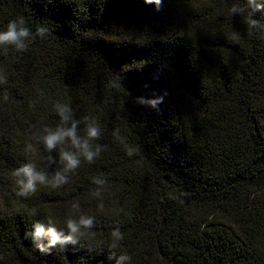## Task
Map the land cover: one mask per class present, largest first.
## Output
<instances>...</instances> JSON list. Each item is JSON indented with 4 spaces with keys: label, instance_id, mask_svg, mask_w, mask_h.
Listing matches in <instances>:
<instances>
[{
    "label": "trees",
    "instance_id": "obj_1",
    "mask_svg": "<svg viewBox=\"0 0 264 264\" xmlns=\"http://www.w3.org/2000/svg\"><path fill=\"white\" fill-rule=\"evenodd\" d=\"M244 2L0 0V31L21 16L50 30L24 52L0 50V264H264V35L229 15ZM55 102L97 119L105 150L62 188L18 197L13 170H52L33 133L59 124ZM93 177L107 181L103 210ZM77 201L93 234L36 250L34 224L64 229ZM114 227L124 240L109 250Z\"/></svg>",
    "mask_w": 264,
    "mask_h": 264
},
{
    "label": "clouds",
    "instance_id": "obj_2",
    "mask_svg": "<svg viewBox=\"0 0 264 264\" xmlns=\"http://www.w3.org/2000/svg\"><path fill=\"white\" fill-rule=\"evenodd\" d=\"M145 4H155L160 6L161 0H144ZM257 13L264 14V0H245L243 5L233 4L229 9L230 16L239 15L243 18L247 33L251 35H264V23L256 19ZM49 28L44 25L37 27L33 33L27 26L24 17H17L9 21L6 30L0 31V50L7 51L10 47L16 52H24L29 44L36 38H43L49 35ZM7 83L6 77L0 75V84ZM111 88H121L119 77H114L109 83ZM7 99V97H5ZM139 105L155 107L162 102V98L145 100L137 98L135 101ZM54 111L59 117V124L56 127L44 126L37 128L33 133L35 141L42 146L47 153L45 160L47 167L51 171H41L33 162L25 163L23 166L12 171L18 191L16 195L21 198H29L34 195L38 188L46 187L53 190L62 188L69 184L70 175L80 168L82 162L88 164L100 156L105 150V146L97 143L102 137V130L97 119L85 116L77 119L73 109L67 103L55 102ZM81 125L83 129L81 130ZM113 137L124 148L128 157L139 154L140 149L136 145L127 143L126 138L120 134V129L116 128L112 132ZM31 145H29V150ZM58 152L59 160L52 154ZM54 165H58L53 168ZM91 183L95 185L92 196L100 199L97 207L104 209L102 193L105 190L107 181L101 177H93ZM72 215L65 221L64 229L55 226L52 219L47 220V224H34V231L30 233L34 248L43 254H47L53 248L63 249L65 246L75 245L86 235L93 234L95 228V218L82 213L79 202L71 204ZM113 211H123L113 209ZM36 213L33 212V215ZM124 240V234L119 227H114L110 232L109 250H116ZM131 257L127 254L119 255L117 264H128Z\"/></svg>",
    "mask_w": 264,
    "mask_h": 264
}]
</instances>
